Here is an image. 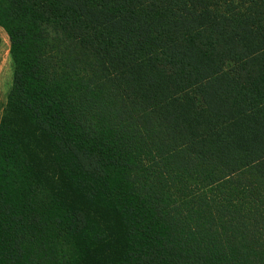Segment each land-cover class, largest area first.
<instances>
[{
  "label": "trees",
  "instance_id": "16d2710c",
  "mask_svg": "<svg viewBox=\"0 0 264 264\" xmlns=\"http://www.w3.org/2000/svg\"><path fill=\"white\" fill-rule=\"evenodd\" d=\"M0 264H264V0H0Z\"/></svg>",
  "mask_w": 264,
  "mask_h": 264
},
{
  "label": "rangeland",
  "instance_id": "374dc122",
  "mask_svg": "<svg viewBox=\"0 0 264 264\" xmlns=\"http://www.w3.org/2000/svg\"><path fill=\"white\" fill-rule=\"evenodd\" d=\"M9 41L6 33L0 28V118L3 115L7 94L12 85V62L9 56Z\"/></svg>",
  "mask_w": 264,
  "mask_h": 264
}]
</instances>
